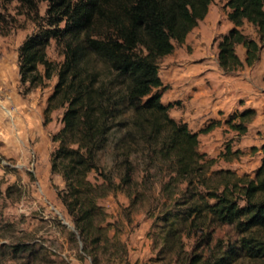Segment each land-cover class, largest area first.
I'll return each instance as SVG.
<instances>
[{"label": "trees", "instance_id": "trees-1", "mask_svg": "<svg viewBox=\"0 0 264 264\" xmlns=\"http://www.w3.org/2000/svg\"><path fill=\"white\" fill-rule=\"evenodd\" d=\"M39 1L18 0L38 22L18 48L20 80L37 86L56 71L44 114L58 107L64 110L62 125L52 136L57 146L50 164L51 171L64 179L57 194L74 226L69 237L81 241V258L89 257L92 264L124 261L127 246L100 199L115 190H122L131 201L143 198L154 184L149 181L152 167L158 165L161 192L174 203L183 197L181 208L165 212L164 242L175 245L177 229L228 222L242 233V253L264 264V145L252 175L229 168L209 172L213 159L198 150V131L171 116L173 103L161 100L167 84L159 74V58L175 43L184 42L212 0H45V15L38 21ZM225 4L231 26L217 38V62L224 72H231L260 58L264 0H225ZM245 23L254 26L257 37L243 30ZM51 39L62 50L60 63L47 56ZM237 44L245 48L243 60ZM254 115L253 108H245L234 115L239 121L228 122L243 133L245 121ZM104 152L111 162L102 160ZM230 152L226 144L221 154ZM228 260L225 254L202 263ZM54 263L68 264L32 241L0 243V264Z\"/></svg>", "mask_w": 264, "mask_h": 264}, {"label": "rangeland", "instance_id": "rangeland-1", "mask_svg": "<svg viewBox=\"0 0 264 264\" xmlns=\"http://www.w3.org/2000/svg\"><path fill=\"white\" fill-rule=\"evenodd\" d=\"M46 7L47 1L38 2L41 15L38 21H42ZM209 8L210 26L205 21L206 24H201L203 27L199 26L196 32L187 34L184 42L175 43L170 53L159 58L160 77L172 78V86L168 81L163 82L167 87L161 100L173 103L169 109L171 116L186 121L191 130L198 131V150L207 159H213L209 172L229 168L238 174L252 175L260 163L264 145V45L259 60L252 65L243 64L231 72H224L218 64L203 67L205 61L212 64L217 38L231 26L226 16L228 7L225 0H212ZM37 24L34 12L18 0H0V243L32 241L47 248L57 261L92 264L89 257L80 256L84 254L81 241L69 237L74 226L57 194L58 189L64 188L63 177V186L59 187L54 180L55 173H58L51 171V185L56 190L61 209L45 202L32 204L30 182L37 179L43 163L34 140L27 134L30 140L26 139L25 152L17 157L2 151L10 146L8 135L15 130L13 123L20 113L14 97L19 95L24 99L28 93L31 98H38L42 93L49 95L57 80L56 71L45 84L30 87L28 82L20 80L18 48L37 29ZM243 30L257 37L251 23H245ZM242 47V44H237L236 52L238 55L240 52L243 60L245 48ZM46 52L57 63L63 60L62 50L54 39L50 40ZM204 56L207 57L202 58ZM39 69L43 71V66L39 65ZM245 108H253L255 115L245 121L246 131L239 133L228 120L239 121V117L234 118V115ZM63 110L64 107L55 108L48 116L43 111V124H48L47 139L43 144L47 153H52L57 146L52 136L62 125ZM208 124L213 125L210 130L199 131ZM226 144H229L231 152L224 156L221 153ZM110 159L104 152L102 160L111 162ZM158 170V165L152 167L153 177L149 181L153 180L154 184L147 188L143 198L131 201L122 190H115L100 199L109 214L108 219L117 228L118 237L127 246L124 261L111 264H187L190 259L197 260L195 264H203L205 258L214 262L225 254L229 257L226 264H257L242 253L239 246L242 233L228 222H204L190 229H177L179 238L176 244L164 242L163 234L167 229L163 218L165 212L178 209L183 197L174 203L161 192L160 183L156 180ZM20 173L26 176L25 180ZM93 174L91 171L89 176L92 178Z\"/></svg>", "mask_w": 264, "mask_h": 264}, {"label": "crops", "instance_id": "crops-1", "mask_svg": "<svg viewBox=\"0 0 264 264\" xmlns=\"http://www.w3.org/2000/svg\"><path fill=\"white\" fill-rule=\"evenodd\" d=\"M210 11L211 9L209 8L205 17L199 20V23L188 34H190L192 31L196 32V30L199 29V26H202L201 24L203 25L206 24L205 21L207 22V24L210 23L208 22V16ZM212 32L213 30L210 33ZM240 51L242 52V49ZM244 55H245V49H244ZM206 57L207 56H204L202 58H206ZM211 60H212V64H208V62L206 61L203 62V67H207L208 65L216 66L218 64L217 51L214 54L213 59ZM161 77L163 82L168 81L171 84L172 78H170L169 76L168 77L161 76ZM47 95L48 93H42L41 95H39L38 98L37 97L31 98L30 93H28L24 99L21 98V96L19 95H16V97H14L16 99L17 109H19L20 113H18V117L15 120V124L13 123L15 130L12 133H10V135H8V144L10 143V146L4 147L2 151L7 155H14L16 157L24 153L25 152L24 145L26 143V139L30 140L29 137L27 136V134H29L30 138L34 140V145H36L40 149L41 158L43 161V163H41V166L39 167V173L37 175V179H35V181L30 182V186L33 192L32 204L36 205L38 204V202H45L49 205H56L61 209L62 205L57 198L56 190L51 185V181H52L51 164H50L51 153L50 152L47 153L46 149H44L43 146V144L46 142L47 132H48L46 129L48 124L47 125L43 124V111H44ZM20 174L22 175L23 180H25L26 176L22 173ZM7 175L11 176V173H8ZM54 180L59 185V187L63 186V179L59 173L58 174L55 173ZM35 188H37V191L35 190ZM67 224L70 227L72 226L68 222Z\"/></svg>", "mask_w": 264, "mask_h": 264}]
</instances>
